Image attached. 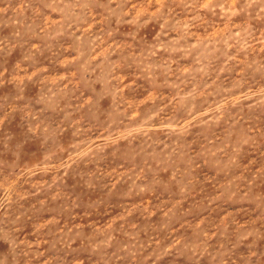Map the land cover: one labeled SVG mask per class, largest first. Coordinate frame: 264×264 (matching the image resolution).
Returning <instances> with one entry per match:
<instances>
[{"label": "clouds", "instance_id": "9594fccd", "mask_svg": "<svg viewBox=\"0 0 264 264\" xmlns=\"http://www.w3.org/2000/svg\"><path fill=\"white\" fill-rule=\"evenodd\" d=\"M0 264H264V0H0Z\"/></svg>", "mask_w": 264, "mask_h": 264}]
</instances>
